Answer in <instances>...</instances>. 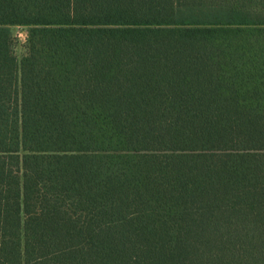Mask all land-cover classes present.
I'll use <instances>...</instances> for the list:
<instances>
[{"label":"trees","instance_id":"obj_1","mask_svg":"<svg viewBox=\"0 0 264 264\" xmlns=\"http://www.w3.org/2000/svg\"><path fill=\"white\" fill-rule=\"evenodd\" d=\"M0 264H264V0H0Z\"/></svg>","mask_w":264,"mask_h":264},{"label":"rangeland","instance_id":"obj_2","mask_svg":"<svg viewBox=\"0 0 264 264\" xmlns=\"http://www.w3.org/2000/svg\"><path fill=\"white\" fill-rule=\"evenodd\" d=\"M13 31V50L18 58L25 55L27 50V27L15 25L12 27Z\"/></svg>","mask_w":264,"mask_h":264}]
</instances>
